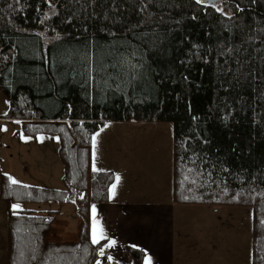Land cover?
Segmentation results:
<instances>
[{"label": "trees", "instance_id": "1", "mask_svg": "<svg viewBox=\"0 0 264 264\" xmlns=\"http://www.w3.org/2000/svg\"><path fill=\"white\" fill-rule=\"evenodd\" d=\"M215 2L0 0L2 119L22 121L25 137L58 139L64 184L1 175L7 264H100L89 209L109 201L116 176L91 171L90 152L107 122L171 124L173 202L250 208L252 264H264V0ZM110 49L139 67L90 73L84 54L97 69ZM14 204L73 205L77 240H47L58 210L13 214ZM126 253L143 264L142 251Z\"/></svg>", "mask_w": 264, "mask_h": 264}, {"label": "crops", "instance_id": "2", "mask_svg": "<svg viewBox=\"0 0 264 264\" xmlns=\"http://www.w3.org/2000/svg\"><path fill=\"white\" fill-rule=\"evenodd\" d=\"M161 128L159 125L114 123L95 135V160L93 144L90 152L91 171L95 165L99 171H112L120 177L119 183L114 182L115 196L110 190L107 203L94 205L96 218L107 236L101 242L108 246L112 240L116 241L115 246L110 247L111 262L133 264V259L126 253V249L131 247L143 252V264H147L149 258L151 264H252V215L246 211L249 209H216L173 202L171 137L168 135L161 142V136L148 134L150 130L161 132ZM37 138L34 139L38 141L41 137ZM56 150L58 153L57 147ZM59 162L58 175L53 178L62 181L63 166ZM49 182L42 179L41 186L38 185L54 188L48 185ZM62 206H68L70 215H74L72 234L77 236L80 221L72 205ZM53 207L43 210L59 211ZM92 207L89 209L91 240ZM9 210V204L0 199V264H7ZM60 216L61 209L57 221ZM238 216H242L243 221L238 222L235 230L230 220ZM70 234L64 231L59 236Z\"/></svg>", "mask_w": 264, "mask_h": 264}, {"label": "rangeland", "instance_id": "3", "mask_svg": "<svg viewBox=\"0 0 264 264\" xmlns=\"http://www.w3.org/2000/svg\"><path fill=\"white\" fill-rule=\"evenodd\" d=\"M8 110L9 101L0 91V177L1 175H6L8 177L18 180L20 182L19 184L34 187H39L42 179H45L51 181L48 183L49 186L54 187L55 189H64L63 182L59 178H53V176H55L56 174L58 175L57 163L60 160L57 150L55 151V148L59 147L58 139H52L47 136H40L43 137V141H41L40 138V140L36 141L34 138L25 137L22 134V121L2 119V116L7 113ZM114 123L117 122H107L103 128ZM148 124L159 125L160 127H163L161 128V132L150 130L151 133L148 134H152V136H161V142L165 141L166 137L169 135L173 144V127L171 124ZM103 128H101V130ZM22 136L24 137L23 139L21 138ZM60 162L59 165L61 164ZM19 206L20 208L30 209L38 212L42 211L43 208H47L52 205ZM53 208H57L59 209V211L61 209V218L56 222L54 227L55 230L47 240L50 242L57 240L67 242L76 241L77 236L72 234L74 225V215H70L71 212L69 210V207L56 205ZM71 208L73 209L75 214L74 206L72 205ZM247 209L249 210L246 211H248L252 215V210L250 208ZM230 221L234 225L235 230H237L238 222L241 223L243 221V218L242 216H238L237 219L234 217ZM71 227L72 229L70 230ZM64 231L65 233L71 234L67 235L66 237H60V232ZM241 233H244V231H242Z\"/></svg>", "mask_w": 264, "mask_h": 264}, {"label": "snow or ice", "instance_id": "4", "mask_svg": "<svg viewBox=\"0 0 264 264\" xmlns=\"http://www.w3.org/2000/svg\"><path fill=\"white\" fill-rule=\"evenodd\" d=\"M195 2L197 4H204L205 0H195ZM144 9L147 8V5L145 4L143 6ZM143 10V9H142ZM217 11H221L220 8L216 9ZM112 35H115V33H112ZM87 59H88V63H89V72L91 73L93 70L95 71H99V72H104L107 68L111 67V68H121L124 69L125 67L128 68L129 70H131L132 72H135V70L139 67V65L132 63L131 59L126 57L124 54L119 53L116 50L110 49L107 53L106 56L110 58V63L105 62V60L103 59L102 56L97 57L98 59H100V66L97 69H93L91 67V65L94 62V53H92L91 51H88L84 54ZM133 55H135L133 53ZM133 79H135V76H133ZM6 130V129H5ZM98 135V134H97ZM22 139L24 138L23 136L21 137ZM41 141H43V137L40 138ZM96 137H93V159L95 160V148H96ZM93 171H99V169H97L95 167V165H93ZM9 180L11 182V184L16 185L19 184L20 182L14 178L9 177ZM120 177L117 176L116 177V181L117 183H119ZM195 182V181H193ZM24 187H28L27 185H25ZM111 194L112 196H115L116 194V184H114L111 188ZM12 210H13V214H16L19 210H20V206L18 204H14L12 205ZM97 214H96V208L93 205L92 207V243L94 245H98L101 243V241L106 240L107 236L105 235L104 229L100 226L99 221L97 220ZM116 241L112 240L109 244L108 247H113L115 246ZM100 256H104V252L101 251L99 253ZM109 260L112 259L111 256L108 257ZM147 264H151V260L149 258V260L147 261Z\"/></svg>", "mask_w": 264, "mask_h": 264}, {"label": "built area", "instance_id": "5", "mask_svg": "<svg viewBox=\"0 0 264 264\" xmlns=\"http://www.w3.org/2000/svg\"><path fill=\"white\" fill-rule=\"evenodd\" d=\"M104 252V256H100L99 254L97 255L96 261L100 264H113L111 260L108 259L110 256L111 248L105 245L102 250ZM100 251V252H101ZM99 252V253H100Z\"/></svg>", "mask_w": 264, "mask_h": 264}, {"label": "water", "instance_id": "6", "mask_svg": "<svg viewBox=\"0 0 264 264\" xmlns=\"http://www.w3.org/2000/svg\"><path fill=\"white\" fill-rule=\"evenodd\" d=\"M215 0H205V4H208V5H215Z\"/></svg>", "mask_w": 264, "mask_h": 264}]
</instances>
